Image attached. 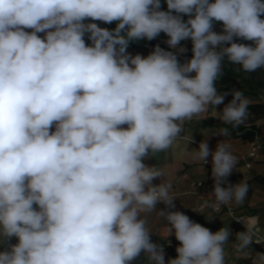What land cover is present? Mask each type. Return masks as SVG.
Returning <instances> with one entry per match:
<instances>
[{
  "label": "clouds",
  "instance_id": "clouds-1",
  "mask_svg": "<svg viewBox=\"0 0 264 264\" xmlns=\"http://www.w3.org/2000/svg\"><path fill=\"white\" fill-rule=\"evenodd\" d=\"M165 3L167 10L161 0H0V264H131L141 253L146 264H165L148 227L153 211L180 242L168 264H226L230 229L212 232L171 210L164 170L144 161L177 146L184 123L209 109L224 125L246 124L253 101L239 90L218 93L215 82L225 61L264 70V0ZM160 33L172 50L127 51ZM187 39L193 55L181 63ZM212 134L230 135L227 127ZM209 156L210 206L242 204L250 185L228 182L239 171L231 142L210 151L202 140L194 159L204 166ZM235 220L245 226L237 256L264 264V253L253 257L251 227Z\"/></svg>",
  "mask_w": 264,
  "mask_h": 264
},
{
  "label": "crops",
  "instance_id": "crops-1",
  "mask_svg": "<svg viewBox=\"0 0 264 264\" xmlns=\"http://www.w3.org/2000/svg\"><path fill=\"white\" fill-rule=\"evenodd\" d=\"M225 100L223 104L216 107V111L223 110ZM194 119L196 120L194 124L191 121L184 123L177 146L150 156L144 163L164 170L165 181L171 183V194L176 198L175 208L171 210L183 212L190 219L207 227L212 232H216L225 226L230 229L228 243L224 246L226 264H251V260L239 258L233 246L236 233L245 231L244 224L234 221L226 211L215 213L213 207L210 206L214 202L211 156L208 157L209 164L203 166L201 162L194 159V151L198 149L199 143L206 138L210 151H215L219 141L225 139L231 142L232 152L239 161L237 165L239 171L234 170L227 178L228 182L234 185L242 179H246L250 188L242 204L236 205L233 202L230 206L235 209L236 215L245 219L247 226L252 229L254 242L250 245V248L253 257H255V253H264V242H255L257 236L264 241V165L249 162L247 155L250 150V141L243 138H234L230 135L223 137L212 134L218 132L223 127V123L213 115L211 109ZM210 119H213L214 126L208 124ZM185 137L188 140L193 138V140L188 144V140L184 139ZM192 180L204 181L207 184L206 191L199 194L190 193L189 184ZM160 182V179L153 180V184H159ZM157 209H165V205L162 203L157 204ZM148 222V227L153 232L151 237L157 239L156 243L164 246L165 264H168V260L173 258L169 257L165 247H172L175 250L180 242L175 239L174 235L168 236L167 221L158 214V211L148 214ZM236 224H239L238 227H240L238 228ZM10 242L15 244L17 239L13 237ZM4 250H6V247L0 245V251ZM131 264L136 263L133 261ZM143 264H146V257Z\"/></svg>",
  "mask_w": 264,
  "mask_h": 264
},
{
  "label": "trees",
  "instance_id": "trees-1",
  "mask_svg": "<svg viewBox=\"0 0 264 264\" xmlns=\"http://www.w3.org/2000/svg\"><path fill=\"white\" fill-rule=\"evenodd\" d=\"M161 10H167V6L165 3V0H161ZM264 18V17H262ZM185 20L188 19L187 16L184 17ZM87 22H93V21H85ZM95 23L98 24V26L103 27V28H108L109 30L114 29L116 27V22L110 23V24H105L101 21H94ZM214 26H223L222 22H216L214 24ZM27 31H31L30 29H28ZM38 35H40L41 37H43L44 34L39 33ZM168 39V37L164 34V33H160V35L158 37H156L155 39L149 41V40H140V41H133L130 42L128 49H142V48H149L151 50H153V48L156 45H159L161 48L165 49V50H172L168 47V45L165 43V41ZM85 41L87 44H91V41H89L87 39V36H85ZM235 42L241 43V40H236ZM186 43H190V47L188 48V54L190 55V57H192L193 53L191 51L192 48V43L190 39L181 41V45H185ZM251 44H253V42H251ZM250 44V45H251ZM254 46V45H253ZM237 78H239V75L237 74V70L235 68V66L233 64H231L229 67H225L223 68V75L219 78V93H224V92H229L231 93L232 90H240L241 86L240 83H238ZM246 84L245 89H247L246 92L242 91L244 93V95L247 96H253L255 95V88L254 85L252 84V80H250L249 78L244 82ZM231 99L232 100V95L229 94L225 97V99ZM224 99V100H225ZM205 123V121H204ZM208 124L210 126H214V121L213 119H210L208 121ZM223 127H227L229 129V133L230 136L234 137V138H243L246 139L248 141H253L256 135H259V129L255 128L254 126H250L247 128H233L231 125H224ZM151 240L156 243L157 239L151 237ZM165 249L168 252V255L170 258H176L177 257V252L176 250H174L172 247H165ZM145 259V254L141 253L140 257L135 260L134 262L136 264H143Z\"/></svg>",
  "mask_w": 264,
  "mask_h": 264
},
{
  "label": "rangeland",
  "instance_id": "rangeland-1",
  "mask_svg": "<svg viewBox=\"0 0 264 264\" xmlns=\"http://www.w3.org/2000/svg\"><path fill=\"white\" fill-rule=\"evenodd\" d=\"M213 30L216 31L217 33H221L223 31V26H213ZM251 42L252 41L241 40V43H245V44H251ZM183 46L187 48V52L178 57L181 63L185 62L188 59H191L190 55L188 54V48L190 47V43H186ZM127 51L132 55L141 54L142 56H147L152 50L149 48H142V49H127ZM230 65H231V63H228L227 61H225L223 63V68L229 67ZM234 66L237 70V74L239 75V78H237V81H238V83H240V86H241L240 90H242L244 92L247 91V89H245L246 84L244 82L248 78L250 80H252V84L254 85V88H255V90H254L255 95L247 96L250 100L253 101V103L249 106V112L251 113V115H250L248 121L246 122V124L241 125L239 127L247 128L250 126H254L255 128L259 129V139L261 142V151L263 153L262 154L263 160H261L260 162H254L249 157H248V159H249V162L251 164L264 165V70L258 69L256 72L248 73V72L241 70L238 65H234ZM191 75L194 76L195 73H192ZM215 86H216L217 91L219 93V86H220L219 80H217L215 82ZM230 101H231V99H229V98L226 99L225 105L228 104ZM194 118L191 120L192 124H194L195 123L194 121H196ZM238 225H237V227H238Z\"/></svg>",
  "mask_w": 264,
  "mask_h": 264
},
{
  "label": "built area",
  "instance_id": "built-area-1",
  "mask_svg": "<svg viewBox=\"0 0 264 264\" xmlns=\"http://www.w3.org/2000/svg\"><path fill=\"white\" fill-rule=\"evenodd\" d=\"M248 157L254 161V162H260L261 160H263V155H262V151H261V142L259 139V135H256L254 140L250 142V150L248 153ZM209 164V162H208ZM189 192L192 194H199V193H204L207 189V184L204 181L201 180H192L189 184ZM213 211L215 213H219L221 211H226L230 217L232 219H234V221H236L235 219L239 218L236 215V211L233 207H231L230 205L227 206H221L219 209H215L213 208ZM237 222V221H236ZM239 223V222H237ZM255 242H264L263 239H261L259 236L256 237Z\"/></svg>",
  "mask_w": 264,
  "mask_h": 264
}]
</instances>
